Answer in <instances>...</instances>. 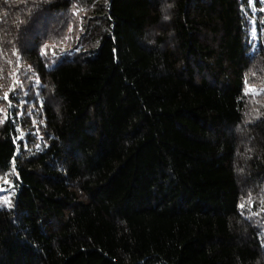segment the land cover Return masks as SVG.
<instances>
[{"label":"trees","instance_id":"1","mask_svg":"<svg viewBox=\"0 0 264 264\" xmlns=\"http://www.w3.org/2000/svg\"><path fill=\"white\" fill-rule=\"evenodd\" d=\"M262 95L264 0H0V264H264Z\"/></svg>","mask_w":264,"mask_h":264},{"label":"snow or ice","instance_id":"2","mask_svg":"<svg viewBox=\"0 0 264 264\" xmlns=\"http://www.w3.org/2000/svg\"><path fill=\"white\" fill-rule=\"evenodd\" d=\"M249 91L253 94H256V89H249ZM5 98H7V93H5ZM243 207V205H242Z\"/></svg>","mask_w":264,"mask_h":264},{"label":"rangeland","instance_id":"3","mask_svg":"<svg viewBox=\"0 0 264 264\" xmlns=\"http://www.w3.org/2000/svg\"><path fill=\"white\" fill-rule=\"evenodd\" d=\"M66 45V44H65ZM38 82V81H37ZM39 83V82H38ZM262 98L264 97L263 95L261 96Z\"/></svg>","mask_w":264,"mask_h":264}]
</instances>
